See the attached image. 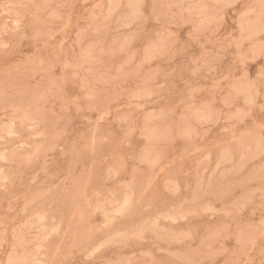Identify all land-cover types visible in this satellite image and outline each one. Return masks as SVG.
<instances>
[{
    "label": "rangeland",
    "instance_id": "374dc122",
    "mask_svg": "<svg viewBox=\"0 0 264 264\" xmlns=\"http://www.w3.org/2000/svg\"><path fill=\"white\" fill-rule=\"evenodd\" d=\"M262 58L264 0H0V264H264Z\"/></svg>",
    "mask_w": 264,
    "mask_h": 264
},
{
    "label": "bare ground",
    "instance_id": "6f19581e",
    "mask_svg": "<svg viewBox=\"0 0 264 264\" xmlns=\"http://www.w3.org/2000/svg\"><path fill=\"white\" fill-rule=\"evenodd\" d=\"M108 2V1H107ZM246 4V3H245ZM234 5V4H233ZM5 7V6H4ZM186 10V9H185ZM232 13V12H231ZM54 15V14H53ZM228 16V15H227ZM239 16V15H238ZM222 18V17H221ZM87 26V25H86ZM90 26V25H89ZM92 26V25H91ZM95 27V26H94ZM15 28V27H14ZM156 32V31H155ZM246 33V32H245ZM249 37V36H248ZM255 38V37H254ZM126 39V38H125ZM245 39V38H244ZM247 39H249V38H247ZM250 40V39H249ZM256 40V39H255ZM126 41V40H125ZM257 41V40H256ZM128 42V41H127ZM129 43H130V41H129ZM261 43V42H260ZM152 46V45H151ZM154 46V45H153ZM259 46V45H258ZM122 47V46H121ZM124 47V46H123ZM260 48H262V47H260ZM263 49V48H262ZM146 50V49H145ZM88 54V53H87ZM146 58V57H145ZM153 58V57H152ZM147 59V58H146ZM262 59H264V58H262ZM151 60V59H150ZM251 60V59H250ZM253 61V60H252ZM235 90V89H234ZM243 92V91H242ZM235 93H237V91L235 92ZM149 94V93H148ZM249 94H250V92H249ZM133 97V96H132ZM137 97V96H136ZM149 98V97H148ZM251 98V97H250ZM144 99H145V97H144ZM84 100V99H83ZM180 102V101H179ZM246 102V101H245ZM86 103V102H85ZM138 107V106H137ZM136 107V108H137ZM251 108V107H250ZM9 111V110H8ZM201 111V110H200ZM3 113V112H2ZM13 115V114H12ZM189 118L191 119V117L189 116ZM85 119V118H84ZM193 119V118H192ZM204 119H205V117H204ZM226 121V120H225ZM206 122V121H205ZM205 122H203V123H205ZM1 124H2V122H0ZM202 123V122H201ZM197 125V124H196ZM259 129V128H258ZM195 133H193V135H194ZM187 135V134H186ZM246 135V134H245ZM255 135H257V134H255ZM191 136V135H190ZM242 138V137H241ZM243 139V138H242ZM25 145V144H24ZM246 145V144H245ZM258 146V145H257ZM215 151H217V150H215ZM261 151V150H260ZM219 152H220V150H219ZM222 152V151H221ZM224 153V152H223ZM208 154V153H207ZM225 155V154H224ZM260 155V154H259ZM229 158H231V157H229ZM236 158V157H235ZM145 159V158H144ZM205 159V158H204ZM226 160V159H225ZM152 161V160H151ZM231 161V160H230ZM229 161V162H230ZM152 164V163H151ZM221 164V163H220ZM116 166V165H115ZM148 166V165H147ZM117 167V166H116ZM152 167V166H151ZM111 170V169H110ZM214 171V170H213ZM202 172V171H201ZM132 173V172H131ZM114 174V173H113ZM204 174H205V172H204ZM211 175V174H210ZM137 177V176H136ZM148 180H149V178H148ZM45 191V190H44ZM113 196V195H112ZM17 198V197H16ZM118 198V197H117ZM123 198H125V197H123ZM119 199V198H118ZM93 200V199H92ZM125 200H127V199H125ZM130 200V199H129ZM129 202V201H128ZM118 203V202H117ZM126 204V203H125ZM124 205V204H123ZM127 206V205H126ZM118 208H120V206L118 207ZM123 209V208H122ZM119 213V212H118ZM108 214V213H107ZM168 218V217H167ZM35 220V219H34ZM152 221H154V220H152ZM37 231V230H36ZM186 234V233H185ZM126 236H128V235H126ZM186 236V235H185ZM188 237V236H187ZM101 243V242H100ZM178 243V242H177ZM114 244H115V242H114ZM37 253V252H36ZM5 262V261H4Z\"/></svg>",
    "mask_w": 264,
    "mask_h": 264
}]
</instances>
